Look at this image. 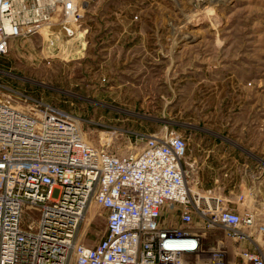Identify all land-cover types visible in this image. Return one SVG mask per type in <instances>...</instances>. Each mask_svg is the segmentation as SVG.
Returning <instances> with one entry per match:
<instances>
[{"label": "rangeland", "instance_id": "374dc122", "mask_svg": "<svg viewBox=\"0 0 264 264\" xmlns=\"http://www.w3.org/2000/svg\"><path fill=\"white\" fill-rule=\"evenodd\" d=\"M56 34L12 38L0 82L66 109L96 147L136 154L173 129L191 179L205 181L234 147L264 158V0H88L76 36ZM39 218L25 207L24 221ZM85 219L79 241L95 245L106 211L92 203ZM221 234H208L202 257Z\"/></svg>", "mask_w": 264, "mask_h": 264}, {"label": "built area", "instance_id": "2783aa9c", "mask_svg": "<svg viewBox=\"0 0 264 264\" xmlns=\"http://www.w3.org/2000/svg\"><path fill=\"white\" fill-rule=\"evenodd\" d=\"M87 4L0 0V56L12 38L75 37ZM84 135L66 109L0 82V264H190L188 256L227 264L226 238L253 246L237 250L232 264H264V222L191 179L188 142L177 131L154 134L126 155ZM92 203L106 211L107 225L87 245L79 239ZM28 206L40 210L38 221L23 220ZM218 231L212 255L202 257L208 234Z\"/></svg>", "mask_w": 264, "mask_h": 264}, {"label": "crops", "instance_id": "0c3cea01", "mask_svg": "<svg viewBox=\"0 0 264 264\" xmlns=\"http://www.w3.org/2000/svg\"><path fill=\"white\" fill-rule=\"evenodd\" d=\"M223 139V138H222ZM244 148L240 145L234 147L230 153L222 154L219 162L213 167V178L207 181L204 178L198 179L199 187H214L219 193L230 200V206L244 213L245 211H253L255 213L257 223L264 222V158L253 160V155L245 153ZM226 159L222 161L223 158ZM230 160L231 165L226 164ZM254 161V162H253ZM200 170L204 168V164L199 166ZM230 179V186L224 184ZM221 182V183H220ZM223 184V188L218 185ZM227 252L233 257L237 250L244 248H252V244L248 241L235 242L226 238ZM235 259V258H234Z\"/></svg>", "mask_w": 264, "mask_h": 264}, {"label": "bare ground", "instance_id": "6f19581e", "mask_svg": "<svg viewBox=\"0 0 264 264\" xmlns=\"http://www.w3.org/2000/svg\"><path fill=\"white\" fill-rule=\"evenodd\" d=\"M75 39H77V38H75ZM81 52V51H80ZM84 54V53H83ZM85 136V135H84ZM88 140V139H87ZM90 209V208H89ZM89 211V210H88Z\"/></svg>", "mask_w": 264, "mask_h": 264}]
</instances>
